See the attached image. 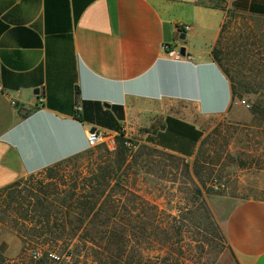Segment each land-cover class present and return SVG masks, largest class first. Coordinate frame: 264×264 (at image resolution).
Instances as JSON below:
<instances>
[{
  "label": "crops",
  "instance_id": "crops-1",
  "mask_svg": "<svg viewBox=\"0 0 264 264\" xmlns=\"http://www.w3.org/2000/svg\"><path fill=\"white\" fill-rule=\"evenodd\" d=\"M229 10L264 16V0H0V188L89 149L86 127L101 126L75 118L83 101L121 105L126 137L192 155L202 136L180 138L165 118L203 132L229 109L211 53ZM223 230L229 264H264V200L234 203Z\"/></svg>",
  "mask_w": 264,
  "mask_h": 264
},
{
  "label": "rangeland",
  "instance_id": "rangeland-1",
  "mask_svg": "<svg viewBox=\"0 0 264 264\" xmlns=\"http://www.w3.org/2000/svg\"><path fill=\"white\" fill-rule=\"evenodd\" d=\"M214 47L236 94L226 112L208 118L195 152L182 156L139 141L129 152L125 182L116 194L124 195V222L132 230L131 264H229L233 253L223 230L228 210L242 199L264 200V16L229 10ZM91 150L69 158L54 179L40 171L0 191V263L39 264L44 257L49 264H77L61 244L52 250L61 260L43 256L42 239L30 236L28 210L35 191H52L61 175L67 183L76 172L87 176L103 153L99 146ZM122 221L111 219L115 225ZM149 223L158 227L155 234H149Z\"/></svg>",
  "mask_w": 264,
  "mask_h": 264
},
{
  "label": "trees",
  "instance_id": "trees-1",
  "mask_svg": "<svg viewBox=\"0 0 264 264\" xmlns=\"http://www.w3.org/2000/svg\"><path fill=\"white\" fill-rule=\"evenodd\" d=\"M211 53L229 80L233 98L236 89L230 70L222 62L217 48L214 47ZM74 116L81 122H91L114 131L115 148L109 149L105 144L97 145L103 153L96 156V162L89 169L87 176L80 178L76 172L69 179L70 183H67L64 174L60 177L61 183L57 182L52 191L41 188L35 191V199L28 210L32 212L29 220L30 236L42 239L43 256H47L61 244L70 254L77 256V264L80 262V256L84 257V264H131L128 239L132 230L124 222L127 213L122 197L124 195H117L116 191L123 188L129 152L136 146V141L125 136L121 105L114 104L109 109H104L99 101H83L81 110ZM165 124L166 129L173 130L180 138H190L196 142L202 136V132L192 125L173 117H166ZM190 131L193 134H190ZM91 149L93 148L84 153L93 154ZM190 155L189 153L187 156ZM76 156L72 158L76 159ZM73 159L49 166L43 170V174L46 178L54 179ZM16 183L17 181H14L0 188V191L7 190ZM116 195L117 197H114ZM130 195L138 197L131 191ZM116 216L123 220L119 225L111 222ZM156 228V225L149 223V234H155ZM144 230L146 232L147 229ZM20 240L23 245L27 243L23 234L20 235ZM69 247H72L73 251ZM38 263L49 264L44 257L40 258Z\"/></svg>",
  "mask_w": 264,
  "mask_h": 264
},
{
  "label": "built area",
  "instance_id": "built-area-1",
  "mask_svg": "<svg viewBox=\"0 0 264 264\" xmlns=\"http://www.w3.org/2000/svg\"><path fill=\"white\" fill-rule=\"evenodd\" d=\"M190 29L189 25H180L178 27V31L179 32H184ZM179 45L170 47L168 44H165L163 46V50L166 54L167 57L173 59V60H181L184 59L186 57L180 55L179 51ZM91 127H86L85 129V133H86V141H87V145L89 148H94L99 144H105L107 146V148H109V144H111L112 146H114L112 149L115 148V141H114V137L112 138L110 136V134H108V132L101 128V127H96L94 131H90ZM110 149V148H109ZM217 187V185H216ZM34 256L38 257L39 256V252H34ZM48 256L50 258H52L55 261H59L61 260V256H59L58 254H56L55 252H49Z\"/></svg>",
  "mask_w": 264,
  "mask_h": 264
},
{
  "label": "water",
  "instance_id": "water-1",
  "mask_svg": "<svg viewBox=\"0 0 264 264\" xmlns=\"http://www.w3.org/2000/svg\"><path fill=\"white\" fill-rule=\"evenodd\" d=\"M179 38H180L181 40H184V38H185V34L180 35ZM178 51H179L180 55L185 56V47H184L183 45H180V46H179ZM36 92H37V89H36ZM102 105H103L104 107H106V108H109V107H110V103H108V102H103ZM94 129H95V126H92L91 129H90V131H94Z\"/></svg>",
  "mask_w": 264,
  "mask_h": 264
}]
</instances>
